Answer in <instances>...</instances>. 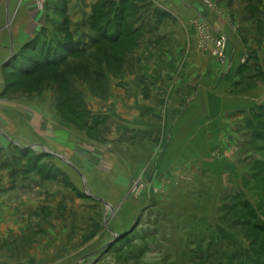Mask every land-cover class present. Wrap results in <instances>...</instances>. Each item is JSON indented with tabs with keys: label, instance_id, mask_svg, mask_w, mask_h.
<instances>
[{
	"label": "rangeland",
	"instance_id": "rangeland-1",
	"mask_svg": "<svg viewBox=\"0 0 264 264\" xmlns=\"http://www.w3.org/2000/svg\"><path fill=\"white\" fill-rule=\"evenodd\" d=\"M180 2L127 0L132 36L93 44L123 0H0L17 141L0 148V264H240L242 203L264 225V0ZM45 54L59 64L37 71Z\"/></svg>",
	"mask_w": 264,
	"mask_h": 264
},
{
	"label": "trees",
	"instance_id": "trees-1",
	"mask_svg": "<svg viewBox=\"0 0 264 264\" xmlns=\"http://www.w3.org/2000/svg\"><path fill=\"white\" fill-rule=\"evenodd\" d=\"M126 1L127 0H123V5H124V3H126ZM129 3L122 6V8L120 7V11H119L120 14H119L118 19H121V21L123 20V22L121 23L123 26L120 28L118 25H116V23H118V21L114 22L112 24L109 23L110 25H114L113 27H111L109 25L106 26V24L101 25L100 30L98 31V38L93 39V44H98L99 41L100 42L101 41L118 42L122 38L129 39L132 36V35H126L125 32L123 31L124 29H127L126 26L129 25L128 22H126V20H127L126 18L128 16H127V14L125 15V13H127V10L129 9V8H127V6L129 7ZM131 9H132V7H130V10ZM130 10H128V11H130ZM104 15L105 14L97 13L96 16L99 19H102L104 17ZM106 27H107V29H106ZM27 48L30 49L29 46ZM72 51H70V52H72ZM47 53H50L51 55L58 54L59 56L64 55V54L58 53V51H57V53H55V51H52V50L48 51ZM48 55L49 54H47L46 57L40 58L39 60H37V64H39V65L41 64L40 68L37 69V71L44 68V65H42L43 60L47 61L48 63H52V64H48V65H58L59 64V62H58L59 58L58 57H54V56L48 57ZM61 61H63V59ZM20 68H21L20 74H22V76L25 77V76L29 75L28 71H25L24 68H22V66ZM260 110L263 111L264 109L261 108ZM242 205H243V207L245 206V208H247L249 211V213H248L249 219L243 220V222H242V223H244L243 226L249 227L251 230L256 231V237L255 238L253 237L252 241L250 240L251 246L248 249L241 250L242 254L238 255L235 259L233 258L231 260L239 261L240 264H264V225L257 221L258 218L248 203H242ZM249 239H251V238H249Z\"/></svg>",
	"mask_w": 264,
	"mask_h": 264
},
{
	"label": "crops",
	"instance_id": "crops-1",
	"mask_svg": "<svg viewBox=\"0 0 264 264\" xmlns=\"http://www.w3.org/2000/svg\"><path fill=\"white\" fill-rule=\"evenodd\" d=\"M180 1H182V0H179V4H181V7L182 6H184V4L183 3H181ZM188 5V4H187ZM196 6V8L198 7V8H200L201 6L199 5V4H195ZM224 30H226L227 31V33H228V35H230V37H232V39H235V32H233L232 31V28H225ZM195 30L193 31L192 30V32H191V35H189V39H190V41H191V43H192V46H194L195 47V49H196V47H197V44H198V42H199V38H198V35H196L195 33ZM193 35V36H192ZM237 39V38H236ZM237 41H238V48H239V50H241L240 52H239V55H237L238 57H236V58H234V60L232 61V62H229V64H228V69L232 66V65H235L236 67H238L239 66V64H240V62H239V56L241 57V54L240 53H242V51H243V49H240L241 48V45H240V40L239 39H237ZM195 55V54H194ZM202 61V60H201ZM208 61H209V64L210 65H212V68H213V71H215V70H217V71H220L221 70V72L222 73H224V72H228V70L226 71V68H224V69H220L218 66H216V64L214 63V61L213 60H211V59H209V58H207V60H206V62H205V64H206V66H204V67H206V69H207V67H208ZM195 62V61H194ZM194 65H196V66H199V64H198V62L196 63H194ZM217 68V69H214V68ZM210 70V69H209ZM218 74V73H217ZM220 90V89H219ZM218 90V91H219ZM5 117V116H4ZM4 117L2 116V118H3V122L1 121V112H0V148L1 149H5V148H8V146L10 145V144H16V140L14 139V137L10 134V133H8V131L10 130L9 129V126L11 125V124H9L8 123V121L6 120V119H4ZM6 123H8V124H6ZM4 124H5V126H4ZM15 132V131H14ZM14 134V133H13ZM54 134V133H53ZM52 134V135H53ZM31 142V141H30ZM27 144H28V142H27ZM29 145H30V143H29ZM38 145V144H37ZM41 148H44V147H41Z\"/></svg>",
	"mask_w": 264,
	"mask_h": 264
}]
</instances>
